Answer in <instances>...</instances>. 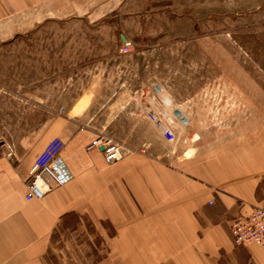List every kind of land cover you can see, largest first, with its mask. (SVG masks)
Returning a JSON list of instances; mask_svg holds the SVG:
<instances>
[{"label":"crops","instance_id":"0c3cea01","mask_svg":"<svg viewBox=\"0 0 264 264\" xmlns=\"http://www.w3.org/2000/svg\"><path fill=\"white\" fill-rule=\"evenodd\" d=\"M131 1L0 0V44L57 22L95 24ZM49 97L36 124L30 100L16 111L15 100L0 96V264H57L50 249L59 234L74 242L99 235L104 255L95 264H264V246L236 245L230 228L264 206L263 123L191 131L171 163L167 144L155 147L162 137L153 145L142 137L145 148L127 147L122 160L106 163L99 148L87 149L97 129L55 118ZM56 136L65 141L60 159L72 178L26 200L29 170Z\"/></svg>","mask_w":264,"mask_h":264},{"label":"rangeland","instance_id":"374dc122","mask_svg":"<svg viewBox=\"0 0 264 264\" xmlns=\"http://www.w3.org/2000/svg\"><path fill=\"white\" fill-rule=\"evenodd\" d=\"M130 3L95 24L57 22L0 44V96L16 111L30 100L40 124L52 93L55 118L70 116L126 148H145L147 136L158 142L150 112L164 98L188 119L184 146L212 123L233 132L264 124V0ZM161 141L155 147L170 149ZM69 237L59 234L50 249L57 264L104 255L99 235L91 240L99 250Z\"/></svg>","mask_w":264,"mask_h":264},{"label":"built area","instance_id":"2783aa9c","mask_svg":"<svg viewBox=\"0 0 264 264\" xmlns=\"http://www.w3.org/2000/svg\"><path fill=\"white\" fill-rule=\"evenodd\" d=\"M164 98L157 102V111L150 112L160 136L169 144V161L174 157L175 148L181 143L188 119L170 100ZM65 145L61 137H53L36 156L25 182V199H42L47 193L62 186L72 178L71 172L60 159ZM106 163L122 160L128 153L127 148L109 136L98 133L87 145V149L99 148ZM143 152V151H142ZM233 242L236 245L257 243L264 246V206H252L247 212L234 218L230 225Z\"/></svg>","mask_w":264,"mask_h":264},{"label":"water","instance_id":"95a60500","mask_svg":"<svg viewBox=\"0 0 264 264\" xmlns=\"http://www.w3.org/2000/svg\"><path fill=\"white\" fill-rule=\"evenodd\" d=\"M99 150H103V146H100V147H99Z\"/></svg>","mask_w":264,"mask_h":264}]
</instances>
